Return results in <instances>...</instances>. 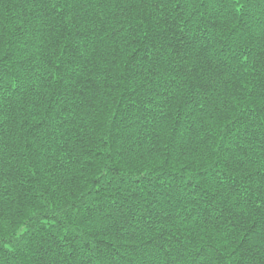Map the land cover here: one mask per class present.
I'll list each match as a JSON object with an SVG mask.
<instances>
[{
    "label": "trees",
    "instance_id": "16d2710c",
    "mask_svg": "<svg viewBox=\"0 0 264 264\" xmlns=\"http://www.w3.org/2000/svg\"><path fill=\"white\" fill-rule=\"evenodd\" d=\"M0 264H264V0H0Z\"/></svg>",
    "mask_w": 264,
    "mask_h": 264
}]
</instances>
